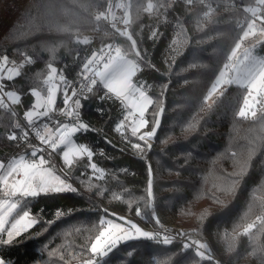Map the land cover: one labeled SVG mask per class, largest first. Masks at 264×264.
<instances>
[{
  "label": "trees",
  "instance_id": "16d2710c",
  "mask_svg": "<svg viewBox=\"0 0 264 264\" xmlns=\"http://www.w3.org/2000/svg\"><path fill=\"white\" fill-rule=\"evenodd\" d=\"M208 1L213 8L205 15L207 6L198 2L170 6L167 0H130L129 33L141 53L137 62L143 61L135 81L145 85L154 101L163 102L160 132L150 150L141 145L142 152L134 151L132 145L139 140L128 133L126 142L115 131L125 113L123 105L105 96L101 84L95 87L78 120L91 130L77 134L76 141L93 151L91 162L104 175L91 178L89 167L85 169L89 161L81 158L68 178L78 186L77 192L27 199L39 222L11 245L0 243V256L9 264H83L90 258L86 249L98 235L100 219L125 215L137 219V210H142L138 219L144 227H155L157 218L178 225L186 237L206 244L226 263L261 264L259 253L254 256L252 250L264 245V232L253 229L245 235L244 229L250 223L259 228L257 217H264V111L254 120L239 117L245 90L234 84L211 104L205 100L245 30L239 27L245 7L256 0ZM149 3L154 7L146 11ZM107 6L108 0H61L56 26H50L45 19L47 0H0V57L8 55L9 65H18L21 72L13 81H4V90L20 95L15 109L22 117L34 102L31 89L46 91L48 64L69 81L70 95L83 64L114 39L103 33L106 24L96 20ZM118 42L135 56L126 37ZM62 105L59 94L57 107ZM155 108L154 103L146 113L149 130ZM12 113L0 107L4 163L32 150L15 128ZM10 133L16 134V141L9 139ZM56 155L60 160V149ZM149 179L152 197L147 195ZM58 210L63 212L59 218ZM182 244L162 247L147 240L130 241L103 264H216L202 261L190 249L181 252ZM128 251L133 252L131 257Z\"/></svg>",
  "mask_w": 264,
  "mask_h": 264
},
{
  "label": "snow or ice",
  "instance_id": "6c2138e0",
  "mask_svg": "<svg viewBox=\"0 0 264 264\" xmlns=\"http://www.w3.org/2000/svg\"><path fill=\"white\" fill-rule=\"evenodd\" d=\"M188 2L191 3V0H188ZM60 3L61 0H47L45 19L50 22V26H56ZM256 5L257 7L245 9V11L251 13L250 21L247 23V27L243 30L238 42L231 48L230 54L227 56V62L223 64V70L219 71L205 97V100L210 98L222 85L234 84L244 89L243 103L238 111V116L242 118L248 117L249 114L252 118H255L257 116L255 110L257 105L264 109V57L253 54L255 45L253 48H244L241 52L242 43L248 37L256 36L257 32L261 37H264V12L260 11L264 9V0H256ZM122 7H124L123 23L127 25L130 22L128 13L131 3ZM153 7V4L149 3L146 11H151ZM101 17L107 19V16L102 12L96 16V20H100ZM257 20L261 24L259 27ZM112 27L116 28V25L112 24ZM58 30L67 31L66 28ZM120 34L131 42L130 47L135 52V56L140 57V51L136 50V40H133L127 31ZM153 35L156 34L153 33ZM84 43H87V40ZM258 43L264 44V40H259ZM109 47L111 46L109 45ZM114 52L115 54L108 52L106 55L102 54L99 57L93 54L90 59H87L83 64V72L90 73V75H84L83 79L92 86L97 85L99 81L105 90V96L115 98L127 109V114L123 116L115 131L121 132L126 127L125 122H129L131 135L138 137L139 141L144 142L146 148L151 149L152 145L149 141L156 137L157 130L160 128L161 119L159 117L164 112L163 102L161 100L154 101L153 97L146 91L145 85L140 81H134L137 73L141 71L143 61L141 60L138 63L135 59H129L127 54H122L119 47L115 48ZM26 63L29 65L32 63V56L27 57ZM47 67L50 71L44 81L48 85L46 93H42L36 88L31 89L34 102L31 104L30 109L24 113V118L29 127L34 126L39 119L47 118L50 113L56 110L57 95L60 92V84L57 82V68L51 64H48ZM20 76L21 72L17 68L9 67L8 55L0 57V107H8L5 99L12 104L21 103V98L16 92L4 91V81H13ZM58 80L64 84L61 93L62 103L65 106L64 115L74 121L78 120L80 112L77 110L81 107V100L76 98L77 92L74 89L71 90V95H69L68 81L63 75H60ZM92 91L93 88L89 87L88 92L91 93ZM220 95L223 96L224 93L221 92ZM100 98L103 99L104 97ZM154 103L156 104V108L153 109L152 113L154 125L151 130L139 134L141 129L147 128L149 124L146 113ZM12 115L15 116L16 113L13 112ZM16 127L20 128V125L16 124ZM90 130L89 124L83 122L58 123L55 128L49 127L45 123L43 131L39 128L35 129V136L45 147L37 148L29 145L32 148L30 155L33 159H26L25 156L21 155L18 159H13L7 164L0 161V237L6 236V239L0 242L11 245L14 238L28 233L39 222L28 209L25 198H36L41 194L77 192V189L68 182L66 176L62 178L63 172L60 175L57 174L51 166V161L45 158L43 152L48 150L56 152L64 147L62 163L69 170L74 167L79 159L87 157L88 167L93 172L102 173L103 170L98 168L96 163L91 162L93 151L84 144L76 143L73 139L75 135ZM28 135V131H23L24 140H27ZM9 139L16 141V134L13 133L9 136ZM132 146L141 152L144 150L141 143H135ZM245 171L246 169H242L239 175L243 176ZM149 175L151 176L150 166ZM152 194L153 186L151 179H149L147 195L152 197ZM140 214V211L137 210L136 215L140 216ZM55 215L59 218L63 215V212L58 210ZM117 220L120 222H116ZM257 221H259V228H257L256 223H250L244 229L245 235L251 234L253 229L264 232V217H257ZM155 223L160 224L158 218ZM99 224L101 228L98 235L95 236L90 248L86 249L90 253V258L84 260L83 264H103L105 258L114 253L121 244L129 241H154L157 245L163 246L173 244V238L169 235L161 236L159 233L146 231L123 216L115 219L101 218ZM178 235L184 236L185 234L181 232ZM253 239L254 241L258 240V237L253 236ZM181 247L183 249L195 248V255L202 260L211 261L213 259L211 253L208 252V246L199 241L193 240L190 243H183ZM257 253H259L261 264H264V245L258 244L253 248L252 255L255 256ZM127 255L131 257L133 252L128 251ZM0 264H9V261L0 256Z\"/></svg>",
  "mask_w": 264,
  "mask_h": 264
},
{
  "label": "built area",
  "instance_id": "2783aa9c",
  "mask_svg": "<svg viewBox=\"0 0 264 264\" xmlns=\"http://www.w3.org/2000/svg\"><path fill=\"white\" fill-rule=\"evenodd\" d=\"M167 1H168V4L170 6H172L176 2H182L186 5H192L194 2L204 4L205 6H207V8L204 11L205 15L208 14L210 12V10L213 8V6L209 3L208 0H191V3H189L188 0H167ZM129 3H130V0H108L107 8L104 11L100 12V14L103 12L107 16L106 20L103 17H101V19H100L107 26V29L104 30L103 33L113 36L114 39L111 41H107L105 44H103L101 46V48L98 51L99 56L102 54L106 55L108 52H112V54H115L114 50L117 47H119L121 49L122 53H126L125 49L120 45L118 40L124 37L120 33L129 29V24L125 25L123 23L124 7H122V6H127ZM129 13H130V10H129ZM129 13H128V19L130 17ZM247 19H249V17ZM244 20H242V22L239 24L240 28L245 27V21ZM112 24H115L116 28H113ZM241 26H243V27H241ZM117 29H119V31H117ZM99 32H100V28H97L96 33H99ZM109 45L111 47H109ZM84 75H90V73H84L83 67H82L78 72L79 82L74 89L77 92L76 98H79L81 100V107L77 110L80 113H81L83 106H84V100H86L88 98V95H89L88 88L92 87L94 89L95 87H97L100 84L98 81L97 85H95V86L90 85L86 80L83 79ZM5 103L8 105L7 109L9 111L16 113V115H15V119H16L15 128L20 131L22 139H23V131H28L29 135H28L27 140L23 139L25 141L26 145H28V146L32 145V146H35L37 148H44L45 147L44 145H42L39 142L38 138L35 136V129L39 128L41 131H43V126L45 123H47L49 125V127L54 128L58 123H61V122H64V123L65 122H76L79 120V118H78V120L74 121V120L66 117L64 115V107L65 106L62 105V107H56V110L53 113H50V115L47 118H41L36 122V124L34 126L29 127L27 125V121L16 111L15 106L12 105L7 99H5ZM16 124H19L20 128H17ZM12 134L13 133H10L9 136H11ZM123 140L126 142H129V140H130L129 134L123 135ZM48 151L51 152V150H48ZM51 153L53 156H55V158L57 159V162L60 161V160H58V157L56 155L57 151L51 152ZM29 158L33 159V157H31V155L29 156ZM66 176L69 178V174H66ZM124 217L127 219L135 220V218L131 215H125ZM136 222H139V221L137 220ZM140 225L146 231H151L153 233H159L161 236L169 235L170 237L173 238V244L175 242L190 243L192 241L188 237H186V234H185V231L183 230V228L178 226V225H175V224H166V223H163L160 221V224H157L155 227L146 228L143 226L142 223H140ZM181 232L184 233L185 235L184 236L178 235ZM150 242H152L153 244H156L154 241H150ZM160 246L170 247L171 245H169V246L160 245ZM189 249L195 252V248H189ZM186 250H188V249L182 248L181 252H185ZM208 252L211 253V255L213 257L212 260L216 264H229V263L224 262L220 258H215V256L212 254V252L209 249H208ZM202 261H206V260H202Z\"/></svg>",
  "mask_w": 264,
  "mask_h": 264
},
{
  "label": "rangeland",
  "instance_id": "374dc122",
  "mask_svg": "<svg viewBox=\"0 0 264 264\" xmlns=\"http://www.w3.org/2000/svg\"><path fill=\"white\" fill-rule=\"evenodd\" d=\"M249 7H257V5H256V3L254 4V5H251V6H246L245 7V9H247V8H249ZM245 9H244V16H243V18L245 19H243L242 18V20H244L245 21V29H246V27H247V23L250 21V18H251V13L250 12H247V11H245ZM130 14V13H129ZM259 14V13H258ZM249 17V19H247ZM242 22V21H241ZM257 25H258V27L259 26H261V24H260V21L259 20H257ZM125 31H127L128 32V34L130 35V33H129V29H127V30H125ZM259 40H264V37H261L260 35H259V32H257V35L256 36H250V37H248L246 40H244L243 41V43H242V47H241V52L243 51V49L244 48H253V46L255 45V48L253 49V54L254 55H259V56H261V57H264V44H260V43H258V41ZM136 50H139L138 49V46L136 45ZM126 51V50H125ZM122 54H127L128 55V58L129 59H135L136 61H137V59H136V56H134V55H132V54H130V52L129 51H126V53H122ZM134 54H135V52H134ZM94 55H96L97 57H99V55H98V52L96 53V54H94ZM9 67H15V68H17L19 71H20V67L18 66V65H9ZM54 67V66H53ZM223 70V68L221 69V71ZM50 70L47 68L46 69V78H47V75H48V72H49ZM60 75H62V74H60V73H58V71H57V82L60 84V92L62 93L63 92V89H64V84H63V82H60L59 80H58V77L60 76ZM218 76V75H217ZM65 77V76H64ZM65 79H66V77H65ZM46 80V79H45ZM67 80V79H66ZM68 81V80H67ZM134 81H135V78H134ZM215 81V80H214ZM214 83V82H213ZM228 85H222L218 90H217V92L215 93V94H213L210 98H208L207 99V102L209 103V104H211L219 95H220V93L221 92H223L225 89H226V87H227ZM47 87H48V85H46L45 84V89H46V91H47ZM70 87V84H69V81H68V88ZM37 90H39V91H41L42 93H46V91L44 92L42 89H38V88H36ZM145 89H146V91H147V88L145 87ZM4 91H6V90H4ZM14 92H16V91H14ZM60 92H58V95H57V101H58V97H59V94H61ZM148 92V91H147ZM16 94L18 95V96H20L17 92H16ZM149 94V93H148ZM62 96V95H61ZM10 102V101H9ZM11 103V102H10ZM12 104V103H11ZM12 105H16V104H12ZM56 107H57V103H56V105H55V109H56ZM125 109V108H124ZM256 111H257V115H258V113H260V112H263L264 111V109H261V107L259 106V105H257V107H256V109H255ZM127 114V109H125V113H124V115H126ZM23 117H24V115H23ZM244 118H248V119H251V120H254L255 118H252L251 116H250V114H249V116L248 117H244ZM25 119V118H24ZM121 121V120H120ZM119 121V122H120ZM79 122H81V121H77V123H79ZM119 122H118V124H119ZM61 123H64V122H61ZM65 123H72V122H65ZM126 123V127L124 128V129H122V131L121 132H119L120 134H123V135H126V134H128V133H130L131 134V129H130V123L129 122H125ZM117 124V125H118ZM116 125V126H117ZM57 126V125H56ZM55 126V127H56ZM149 126H151V124L149 123ZM54 127V128H55ZM149 130V127L147 126V128H144V129H141V132L139 133V134H142L144 131H148ZM82 133H84V132H82ZM138 134V135H139ZM130 136V135H129ZM132 136V135H131ZM137 139H138V137H136ZM74 141L76 142V143H78L77 141H76V135L74 136ZM139 143H141V145H143V146H145L144 145V142H141V141H139ZM149 143H151V145L153 146V139L151 140V141H149ZM143 146H142V148H143ZM132 148H133V150L134 151H140V150H137V149H135L133 146H132ZM152 148V147H151ZM143 149H145V148H143ZM64 150V147H62L61 149H60V161H56V160H54L53 159V157H52V153L51 152H49V151H45V153L43 154L44 156H45V158L46 159H49L50 161H51V166L53 167V169L54 170H56V172H57V174L58 175H60L62 172H63V176H62V178L64 177V176H66V174H70V172H71V170H69L68 169V167L66 166V165H63V163H62V151ZM147 150H148V148H147ZM150 150V149H149ZM32 151V150H31ZM31 151L29 152V154H27V153H22L21 155H23V156H25V158L26 159H30L29 158V156H30V153H31ZM140 153V152H139ZM21 155H19V156H21ZM19 156H15V157H13L12 159H10L7 163H9L11 160H13V159H18L19 158ZM37 159H38V157H36ZM83 158H87V157H83ZM7 163H5V164H7ZM89 164V163H88ZM85 169H87L88 170V166L85 168ZM90 173L88 174L91 178H102L103 177V175H104V171H102V173H98V172H93L90 168H89V170H88ZM87 171V172H88ZM67 177V176H66ZM67 180H68V177H67ZM68 182L69 183H71L72 185H73V187L74 186H76V188L78 187L77 185H76V183H72L71 181H69L68 180ZM83 186V189L87 192V193H90V191H89V187H87V186H84V185H82ZM27 199H30V198H25V202L27 201ZM140 211V213L142 214V210H139ZM140 214V215H141ZM124 217V216H123ZM136 218L138 219V218H141L140 216H137L136 215ZM104 219H115V218H113V217H107V218H104ZM127 219V218H126ZM131 220V219H130ZM136 220V219H135ZM135 220H131L133 223H136L139 227H141V225H140V223H142L139 219V222H136ZM143 220H144V218H143ZM116 222H120L119 220H117ZM259 222V221H258ZM126 227H127V225H126ZM142 228V227H141ZM4 239H6V236H4V237H0V241H2V240H4ZM14 239H16V238H14ZM130 242V241H129ZM0 243H2V242H0ZM124 244V243H123Z\"/></svg>",
  "mask_w": 264,
  "mask_h": 264
},
{
  "label": "water",
  "instance_id": "95a60500",
  "mask_svg": "<svg viewBox=\"0 0 264 264\" xmlns=\"http://www.w3.org/2000/svg\"><path fill=\"white\" fill-rule=\"evenodd\" d=\"M163 114H164V112L160 115V119H161V125H160V128L157 130V135H158V133L160 132V129H161V127H162V124H163ZM156 135V136H157ZM30 199H34V198H30Z\"/></svg>",
  "mask_w": 264,
  "mask_h": 264
}]
</instances>
